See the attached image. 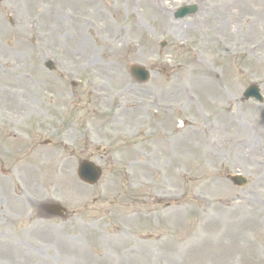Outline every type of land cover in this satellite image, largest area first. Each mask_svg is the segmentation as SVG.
Segmentation results:
<instances>
[{"label":"rangeland","instance_id":"rangeland-1","mask_svg":"<svg viewBox=\"0 0 264 264\" xmlns=\"http://www.w3.org/2000/svg\"><path fill=\"white\" fill-rule=\"evenodd\" d=\"M250 84L264 96V0H0V264H264ZM50 185L69 222L22 234Z\"/></svg>","mask_w":264,"mask_h":264},{"label":"water","instance_id":"water-1","mask_svg":"<svg viewBox=\"0 0 264 264\" xmlns=\"http://www.w3.org/2000/svg\"><path fill=\"white\" fill-rule=\"evenodd\" d=\"M191 10V9H190ZM189 13V9H183L180 16ZM131 72L137 77L140 82H144L148 78V73L141 67L132 66ZM245 99L254 98L258 101H262L261 96L259 95V90L256 86H250L244 93ZM79 177L87 182V183H94L99 177V171L94 168L93 165L89 163H82L79 169ZM232 181L236 184L242 185L243 180L240 177L232 178Z\"/></svg>","mask_w":264,"mask_h":264},{"label":"flooded vegetation","instance_id":"flooded-vegetation-1","mask_svg":"<svg viewBox=\"0 0 264 264\" xmlns=\"http://www.w3.org/2000/svg\"><path fill=\"white\" fill-rule=\"evenodd\" d=\"M34 211L36 212V216L38 220H41L42 217L48 216V214L50 213V211H48L47 209H42L40 205H37V208ZM15 217L17 218L20 216L16 215ZM50 226H53V225H50Z\"/></svg>","mask_w":264,"mask_h":264},{"label":"bare ground","instance_id":"bare-ground-1","mask_svg":"<svg viewBox=\"0 0 264 264\" xmlns=\"http://www.w3.org/2000/svg\"><path fill=\"white\" fill-rule=\"evenodd\" d=\"M82 41L84 42V40H82ZM210 81H211V79H210ZM210 83H211V82H210ZM261 163H262V165H264V159H262ZM12 248H13V250L16 251L17 253L23 251V250H21V247H20L18 244H15Z\"/></svg>","mask_w":264,"mask_h":264}]
</instances>
